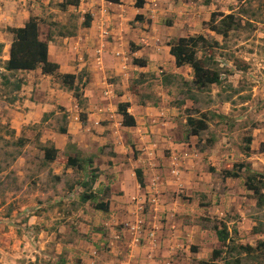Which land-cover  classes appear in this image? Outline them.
Returning a JSON list of instances; mask_svg holds the SVG:
<instances>
[{"label": "rangeland", "instance_id": "374dc122", "mask_svg": "<svg viewBox=\"0 0 264 264\" xmlns=\"http://www.w3.org/2000/svg\"><path fill=\"white\" fill-rule=\"evenodd\" d=\"M29 2V0H0V44L3 46L0 52V95H2L0 96V264H62V246L71 242V238L72 240L78 238L81 244H85L84 247H79V250H83L82 254L86 258L93 257L92 246L97 245L100 253L108 252L109 241L113 240L120 228L136 232L144 227L148 230L147 240L151 239L156 232V226L151 224L144 226L143 219L150 205L152 206L150 222L154 223L159 219L163 233L168 227L176 231L181 220L182 229L185 225L194 226L191 231L190 229L185 231L188 234L195 235L200 232L211 234L209 236L211 240L198 239L196 246L186 245L192 252H199L196 257L198 256L200 261L194 260L191 256L187 257L191 264L211 262V253L218 243L217 238L213 239L215 231L212 229L216 222L226 225L233 245H247L252 248L250 253L236 250L229 255L223 254L224 259L232 261L239 258L240 264H264V246L261 245L264 244V206L259 208L256 198L245 187V178L249 172L264 178V153H260V145L264 142V0L146 1L145 9L150 14L151 20L147 18L143 23H147L149 27L152 23L160 25L164 27L162 33L166 28H170L174 32L171 35L174 38L180 35L181 37L202 35L209 42L214 40L218 43V46L210 51H200L197 57L212 54L215 63L211 67L219 75L220 83L198 91L191 85L193 72L185 69L179 72L180 76L170 80L172 84L169 87L161 90L160 85L165 86L162 85L160 76L167 77L171 74L163 68L165 65L157 66L158 70H165L161 73L156 71L155 74L158 77L153 75L146 78L142 73L134 72L136 77H129V85L126 89L119 85L120 83L116 84V77L110 73L105 74V79L108 85H116L118 96L122 95V91H127L131 98L127 100H131L134 104L156 108L162 100H165L167 103L163 107L164 115L154 118L157 116L155 109L149 113L146 111V114L142 116L143 121H140V118L137 119L139 122L137 127L148 128L159 125L160 122L172 121L175 127L168 132L169 136L173 141L189 144L185 146L186 149L189 148L185 152L193 160L196 159L195 165L190 169L196 171L199 176H203L204 173L209 174L208 177H211V180L204 181L198 177V181L207 186L203 189L204 192L195 191L188 198L180 193L184 199H190V203L194 200L190 209H177L178 203L169 208H161L158 202L159 194L151 192L156 201L147 194L143 203L137 205L140 199L132 202L135 207L131 206V211L129 207H123V216L113 209L115 206L112 209L109 207L107 212L93 208V205L100 201L109 202V204L112 200L115 202L113 197L117 195L121 197L120 195L123 194L119 192V188L123 187L115 184L121 172L115 176L112 173L113 166L119 164L115 153H112V146H104L105 149L103 147L102 149L105 153L101 149L97 153V148L104 140L100 135L99 142L92 141V145H95H91L87 152L83 147L82 151H78L75 145L65 144V136L59 130L68 129V114L60 106L54 107L52 111L48 109V101L56 106L58 98L60 100L69 94L63 90L62 75H60L63 73L57 70L51 76H43L38 75L39 73L31 75V72H19L17 78L24 81L21 89L10 96L3 95L1 73L4 71L3 62L8 59V48L12 39L8 28H17L33 13L38 15L41 22L46 25H48V14H52L51 21L60 22L58 26L65 23L55 12H24L32 4L37 9L43 8L38 1ZM73 13L70 22L76 26L74 18L77 13ZM213 14H217L215 22L223 20L226 23L231 21L226 16L232 15L236 21L235 24H238L237 28H232L225 39L215 34L207 26ZM117 20V24L126 22L123 18ZM136 22L133 20L128 23L131 30L138 29ZM160 29L157 35H160ZM57 30L53 35H57ZM43 35L47 37L48 33L41 32V36ZM48 37L51 38V35ZM165 40L164 44L167 45L168 41L166 38ZM146 41L148 40L141 43L145 44ZM159 46L161 52L159 50L158 52L168 56L162 45L159 44ZM110 47L108 52L112 51ZM93 48L94 46H91V49ZM128 57L127 65H133L134 57L131 55ZM104 58L106 57L104 56L103 60ZM165 72L169 75H165ZM77 77L76 86L79 88L78 94L81 101V105L78 106L80 120L81 115L84 114L86 118L88 112L87 103L82 97L83 78L87 79V77L86 74L82 76L81 73ZM166 77L165 80H167ZM13 81L14 79H11V82ZM100 83L101 81L98 86L102 84ZM105 88L106 86L103 85V91L106 90ZM157 90L161 95H158ZM14 96L16 100L10 104L8 100ZM40 101H47L45 102L46 111L37 116L40 110L36 107ZM123 104L117 105V111ZM136 113L134 112L135 115ZM188 117L205 118L207 129L196 138L189 137ZM161 130H158V133ZM135 132L139 136V131ZM146 133H142L141 141L133 140L131 132L128 134V139H125L124 150L128 156H133L134 160L151 148L155 155H163L164 149L160 147L165 143L158 144V141H154L155 147L151 146L152 144L148 145L150 141L145 140V136L152 138L154 135H151L149 129ZM59 134L60 137L55 139V135ZM249 136L252 137V142L250 151L246 155L243 149L246 147L245 139ZM18 139L23 140L21 146L17 144ZM114 139L116 142L121 139L120 142H122L124 136L116 129ZM168 145L165 148H169ZM51 147L57 148L58 155L54 161L48 162L45 161L44 154ZM93 152L96 155L90 156ZM166 152L170 154V151ZM103 155L107 156L104 158ZM165 156L168 154L165 153ZM67 157L79 160L83 167H80L81 169L68 167ZM89 157L93 160L91 166L84 164L90 159ZM121 157L123 155L118 157L121 160L120 164L127 166L129 160ZM240 163L244 164L245 168L239 173V178L224 179L222 177V172L235 171L236 167L233 166ZM152 164L155 163L152 161ZM137 166L138 164L135 163L131 169L133 178H136ZM92 167L98 169L95 173L98 177L89 191L94 194L95 200L83 202L81 195L84 189L81 184L90 179ZM173 178L174 181L175 177ZM175 182L176 180L172 185L175 186ZM130 200L133 199L130 198ZM127 203L126 206L130 204V201L129 204ZM120 205H124V202ZM118 210L120 212L121 208ZM134 216L137 218L132 220ZM163 237L166 238L165 234ZM177 254L178 259L184 256L181 252ZM224 259L217 260L215 264H225ZM73 260L74 264H81L76 256Z\"/></svg>", "mask_w": 264, "mask_h": 264}, {"label": "crops", "instance_id": "0c3cea01", "mask_svg": "<svg viewBox=\"0 0 264 264\" xmlns=\"http://www.w3.org/2000/svg\"><path fill=\"white\" fill-rule=\"evenodd\" d=\"M29 1L31 2L32 0ZM33 1L40 2V4H42L41 7L43 8L37 9L35 5L32 4L30 7L26 8L24 12H55V14L59 15V18L63 19V22H65L64 24H61L60 27L58 26L60 22H56L54 20L51 21L52 14H48V25H46L41 22L38 15L33 13L29 16L37 17L39 20L38 36L41 41L48 44V60L59 65L58 72L60 70V72L63 73L60 75L68 74L76 76L74 86L78 84L77 75L79 73H81L82 76L86 74L88 79L83 78L84 83L82 84V97L87 103L88 110L86 118L83 122H80L78 118V103L76 102L74 96L72 97L74 89L69 90L68 87H65L63 84V90L66 91L65 93L69 94H66V96L60 100L58 98L56 106L52 102L48 101V109L50 108V111H52L51 109L54 107L60 106L64 108V111L68 114V129L66 134H64L66 139L65 144L70 143V145H75L78 151H82L83 147V149L87 152L92 145V141L97 140L99 142L98 136L100 135L104 140L101 142L99 148H97V153L100 149L103 153H105L104 146L110 145L112 146V153H115L114 155L119 161L117 166H113L114 170L112 173L115 176L118 172H121V176L115 184H118L119 187L122 186L124 188V192H122L123 188H119V192L123 194L120 195L121 197H117L119 196L117 195L113 198L115 199V202H120L115 203L112 200L110 201L109 207L112 209V207L115 206L116 208L113 207V209L119 215L121 213V216H123V207H129V211H131V206L135 207L134 204L132 205V202L140 199V201L137 202V205H139V203H143L147 194L152 196L151 198L153 201H156L154 199V195H151V192H157L159 194L158 202H160L161 208H169L173 204L177 205L178 203L177 209H190L191 204H194V200L190 203V199H184V196H180V193L185 194V197L188 198L195 191L204 192L203 189L207 188V186L203 182L198 181V177L204 181H210L211 177H208L209 174L207 173H204L203 176H199L196 171L190 169L195 165L196 159L193 160L189 157L188 153L185 152V150H189V148L186 149L185 147L189 146V144L185 145L179 141H173L171 136H169L168 132H171L173 127H175V124L172 121L160 122L159 125L149 126L148 128H143L142 126L137 127V123H139L137 119L140 118V121H143L142 116L146 114V111L149 113L152 109H155L157 116L154 118H158V115L161 116V114L164 115L165 109L163 107H165L167 102L162 100V103L158 104L156 108L148 107V105L144 104V106L134 104L131 100H127V98L131 99L128 96L127 91H122V95L118 96L119 94H116L118 93L116 92V85H108L107 79H105V74L110 73V75L116 77V84L120 83L119 85L126 89L129 85V77H136L134 72L142 73V75L146 78L153 75L158 77L155 72L158 71L161 73L165 70L166 72L169 71L168 73L172 74L169 75L165 72V75L174 77L180 76V71H184L185 69L189 70L190 67L183 66L181 68H177L174 64V58L169 54V47L164 44V42H166L165 38L169 43L171 40L181 37V35L174 38L171 36L174 32H172V29L170 28L165 27L166 30H163L162 33V29H164V27L154 23H152L150 27L149 25H146L147 23L144 24L146 22L145 19L147 20V18L150 17V14H148L145 9L147 3L143 8L137 9L134 7L135 0H120L121 3L119 4L111 3L106 0H79L78 6L65 5V7L60 6L64 0ZM73 12L77 13V16L74 18L77 23L76 26L73 22H70L71 17H73L74 14ZM86 14H89L92 18L88 28L82 26L84 16ZM137 14L142 15L145 22H136L138 29L131 30L128 23L135 20V16ZM121 18L126 19V22L124 24H117V19L120 20ZM23 24L17 27H22ZM141 28H143V30ZM56 29H58L56 32L57 35H53ZM159 29L160 35H157ZM41 32H45L46 34L48 33V36L51 35V39H49L48 36H41ZM71 32H73L74 35L69 36L68 33ZM60 33H64L65 35L59 36ZM162 34H165L166 36L164 37ZM145 40H148L145 43L146 46L141 43ZM129 43L130 46L133 44L136 49L131 51V48L129 49ZM159 44H161L164 51L169 54L168 56H164V53L160 54L158 52V50L161 52ZM91 46H94V48L91 49ZM109 46L112 47L111 52H108ZM130 55L134 57V59L146 60L145 66L140 67L134 64L127 65V61L129 60L128 56ZM104 56L106 58L103 60ZM84 59H86V61H84ZM161 65H165V67H163L165 69L164 71L158 70L157 66L160 67ZM168 67H171L172 69H169ZM30 72L32 73L31 75L35 73L42 75L40 68L34 71H29V73ZM165 77L163 75L160 76L162 85L165 86L162 87L160 85L159 89L161 90L172 84L168 78L170 80L174 78L167 77V80H165ZM99 81L102 83H100V86H98ZM103 85L106 86L105 89L107 91H103ZM157 93L158 95H161L158 90ZM45 102L47 101H40L37 103L38 106L36 108L40 110V113H38L37 116H40L43 111H46ZM120 103L127 104L126 112L135 119L136 124L134 127H126L122 125V116L117 111V105ZM134 112H137L136 115ZM150 115L152 116V114ZM72 126L73 128L71 129ZM114 126H116V128H114ZM116 129L119 134L124 136V141L120 142V139L116 142L114 139V132ZM148 129L150 130V133H152L151 135L154 136L151 138L146 135L145 140L148 139L150 141L148 145L152 144L151 146L153 147H155L154 141H158V144L165 143V145H160V149H164L163 155H155L151 148L148 152H144L139 158L136 157L134 160V158H132L133 156H128L127 152L124 150L125 139H128V134L131 132L133 140L141 141L142 133L148 132ZM160 129L162 130L158 133V130ZM137 130L139 131V136L135 132ZM59 137L60 134L55 135V139ZM193 137L196 138V136H191V138ZM191 141L189 142L192 144ZM94 145L95 144L92 146ZM166 145H168L167 147L169 148H165ZM102 147L104 149H102ZM166 151H170V154ZM165 153L168 154V156H165ZM93 155H96V153L93 152L90 154V156ZM120 155H123V157H121L122 159L129 160V164L127 166L126 164L123 165V163L120 164L121 160L118 158ZM103 156L105 158L107 155ZM89 158L92 159V157ZM94 158L96 159V157ZM152 161L155 164H152ZM135 163L138 164V169H140L143 173L144 187H140L136 178H133L132 173H130ZM168 172L170 173L168 174ZM173 173L174 175H172ZM173 176L176 180L175 186L172 185L175 181H173ZM129 194H131V196H129ZM121 198L122 200H118ZM130 198L133 200H130ZM121 202H124V205H120ZM125 202H128L127 204L129 205L126 206ZM155 205L159 206L158 204ZM119 208H121L120 212L118 210ZM151 211L152 206L150 205L148 212L143 216L145 223L144 226H146V224L156 226V232H154L151 239L147 240L148 230L144 229V227L141 231L138 230L136 232L120 228V231L116 233L113 240L111 239L109 241L110 250L108 252L100 253L98 246L95 245L91 248L94 249V256L90 257L87 255L88 257L86 258L82 254L83 250H79V247H84L85 244H81V242L78 241V238L73 240L71 238V242H67L62 246V264H74L75 261L73 259L75 256L81 264H191V261L187 258L189 256H191L194 260L196 259V261L197 259L199 260L198 256L196 257L199 252H192L188 246H196L198 239L211 240L209 238L211 234H205L204 232H200L195 235L194 233L192 235L190 233L188 234L185 231L189 229L191 231L194 229V226L189 224L185 225L184 229H182L183 224L181 220L176 231H172L168 227L167 231L163 233L161 231L162 223L159 219H157L154 223L150 222V217L152 216ZM115 215L117 214L115 213ZM136 218L137 216H134L132 220ZM121 221L122 220L119 222ZM164 234L166 238L163 237ZM216 238V233H214L213 239L216 240ZM117 248L118 250H116ZM179 252L184 253V256L181 257V259H178L176 256Z\"/></svg>", "mask_w": 264, "mask_h": 264}, {"label": "trees", "instance_id": "16d2710c", "mask_svg": "<svg viewBox=\"0 0 264 264\" xmlns=\"http://www.w3.org/2000/svg\"><path fill=\"white\" fill-rule=\"evenodd\" d=\"M111 3L119 4L120 0H106ZM146 4V0H135L134 7L137 9H141ZM65 5L78 6L79 0H64L61 7H65ZM217 14L211 15L210 22L207 23L208 29L215 34L222 36L224 39L228 37L229 32L232 28H237L238 24H235L236 21L233 19L232 15L226 16L231 19L230 22L226 23V21L220 20L215 22ZM91 16L86 14L84 16V21L82 26L88 28L91 23ZM233 20V22H232ZM135 21L143 22L144 18L142 15L137 14L135 16ZM150 23V21H148ZM38 25L39 20L37 17H29V19L23 24L22 27L17 28H8V32L12 35V39L9 47L8 59L3 62V72L1 73V87L3 90V95L10 96L14 92H18L24 81L22 79L17 78V73L24 71H34L38 68L41 69L42 75H52L55 74L59 68L58 64L52 63L48 60V44L44 41H41L38 36ZM234 26V27H233ZM70 35H74L73 32L68 33ZM65 35L64 33H60L59 36ZM64 37V36H62ZM51 39V38H49ZM169 54L174 58V64L177 68H181L183 66H188L192 69L193 79L191 81V85L195 87L198 91L200 89H204L213 84H219V75L212 69V65H214V57L212 54H206L201 58L197 57V54L200 51H210L214 47L218 46L216 41L209 42L204 36H189V37H181L174 42H169ZM131 49H135L134 45L131 44ZM3 46L0 44V52ZM134 65L137 66H145L146 60L144 59H133ZM62 83L68 87L69 90H73V96L76 98L78 106L81 105V101L79 99V88L74 86L75 78L74 75H62ZM165 77V76H164ZM174 77V76H167ZM166 77V78H167ZM11 79H14L11 82ZM170 81V79L168 78ZM2 97V95H0ZM0 97V98H1ZM8 99V98H7ZM16 98L11 97L8 101L10 104L15 102ZM181 104V102H179ZM127 104H123L119 106L118 113L122 116V125L126 127H134L135 119L126 112ZM82 121L85 120V115H81ZM187 126H188V135L191 136H199L201 132L207 129V120L203 119H195L192 117L187 118ZM61 134L66 133L65 128H61L59 130ZM246 147L243 149L244 153L248 155L250 151V145L252 142V137L249 136L245 139ZM17 144L21 146L23 144L22 139H18ZM57 150L54 147H51L46 150V154H44L45 161H54L57 157ZM260 153H264V142L260 145ZM60 156V155H59ZM66 165L69 167H76L81 169L83 165L79 160L66 158ZM92 159L86 160L84 164H88L91 166ZM235 171L227 170L222 172V177L224 179L231 178L236 179L239 178V173L245 168L244 164H237ZM98 171L97 168H91V177L89 180L82 182L81 186L84 189V193L81 195V200L83 202L93 201L95 200L94 194L89 191L92 188L95 180L97 179V175L95 174ZM213 171V170H212ZM135 177L140 185V187H144V179L143 173L140 169L135 171ZM245 187L247 191H250L252 195L256 198L257 206L262 208L264 206V178L262 179L256 175V173L250 172L247 174L245 178ZM88 191V192H87ZM93 208L98 211L107 212L109 209L108 202H98L93 205ZM221 227V229H219ZM217 236V246H215L214 250L211 253L210 261L211 262H203L202 264H215L217 260H223V254H232L236 250L239 252L240 250L243 253L252 252V248L247 245H233V240H230L228 236V232L226 229V225L222 222H216V224L212 228ZM258 231L257 229L255 230ZM230 242V244H229ZM261 244V243H260ZM259 244V245H260ZM232 245V246H230ZM264 246V244H261ZM225 264H240V259L236 258L234 260H226L224 259Z\"/></svg>", "mask_w": 264, "mask_h": 264}, {"label": "clouds", "instance_id": "9594fccd", "mask_svg": "<svg viewBox=\"0 0 264 264\" xmlns=\"http://www.w3.org/2000/svg\"><path fill=\"white\" fill-rule=\"evenodd\" d=\"M188 37H189V36H188ZM179 38H181V37H179ZM179 38H177V39H179ZM177 39H176V40H177ZM176 40H175V41H176ZM167 46H168V45H167ZM190 69H191V68H190ZM191 70H192V69H191ZM82 122H83V121H82ZM66 132H67V130H66ZM65 134H66V133H65ZM196 137H197V136H196Z\"/></svg>", "mask_w": 264, "mask_h": 264}]
</instances>
